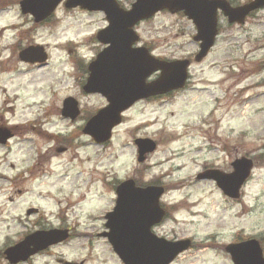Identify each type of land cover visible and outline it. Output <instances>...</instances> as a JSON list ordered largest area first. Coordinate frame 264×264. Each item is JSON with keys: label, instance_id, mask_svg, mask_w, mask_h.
I'll return each mask as SVG.
<instances>
[{"label": "clouds", "instance_id": "9594fccd", "mask_svg": "<svg viewBox=\"0 0 264 264\" xmlns=\"http://www.w3.org/2000/svg\"><path fill=\"white\" fill-rule=\"evenodd\" d=\"M140 2L110 0L121 13H132ZM4 3L23 4L24 8L26 0H0V5ZM57 3L54 0V6L44 15L58 22L56 39L35 42L65 46L70 42L71 50L63 56L66 67L53 68L50 63L49 69L38 72L36 65L24 62L44 60L43 49L38 56L26 54L37 34L32 15L22 14L17 7L11 9L12 15L0 19V135L8 133L0 139V144L7 145L0 160L9 177L0 186V258H7L0 264H7V260L18 264L37 246L38 237L52 233L67 235L70 230L90 239L102 233L112 240L110 216L119 206L122 187L129 183L139 192L157 190L155 207L161 215L148 224L147 231L170 248L177 245L181 234H189L188 243L194 247L189 264H229L222 255L224 250L233 253L231 249L244 245H253L256 264H264V83L258 84L264 82V0H223L230 11L217 5L212 29L214 32L219 24L224 31L216 37L217 47L210 62L194 64L192 69L187 65L197 51L193 47L194 30L182 31L179 18L157 13L163 23L156 26L155 36L146 37V46L135 44L137 19L131 23L129 30L136 37L130 43L133 50L144 49L158 64L184 65V69L179 85L133 96L122 104L103 138L87 130L92 121L74 126L62 123L53 110L58 111L63 98L70 94L64 86L66 81L75 78L89 83L93 63L112 47L113 41L102 40L100 33L111 29L113 21L105 23L97 36L87 28V13L74 9L80 3L69 6V0H65L68 10H57ZM217 8H222L226 16L218 18ZM103 9L109 18L108 10ZM24 13L36 17L32 10ZM229 18L239 23L230 24ZM94 37L107 46L97 50ZM196 39L205 49L212 42L201 28ZM17 49L25 53L23 61ZM258 67V71H251ZM242 68L251 74H242ZM164 76L165 68L156 67L143 82L152 86ZM249 85L246 92L239 91ZM155 93L165 95L154 101L140 100ZM111 106L112 101L96 112L94 119ZM115 124L119 126L113 133ZM40 133L61 135L69 151L53 157L56 145ZM93 138L108 141L102 154L86 149ZM143 142L152 147L142 149ZM137 146L142 165L136 159ZM233 152L247 156L248 172H242L244 160L237 159L232 167L224 166L226 159L224 164L216 163L221 154L226 157ZM9 163L17 166L14 172L7 170ZM197 174L234 178L236 199L225 197L215 185H201ZM165 188L168 194L160 195ZM105 201H115L106 218L98 215L104 212ZM29 209L37 213L34 218L25 215ZM233 213L241 219L235 224L220 223ZM97 220H103V225L98 226ZM18 226L26 231L21 233ZM90 229L97 231L91 233ZM22 245L27 246V254L14 258L12 253ZM44 246L50 264H78L85 253L94 257V264L107 259L98 247L67 251L65 245L52 240ZM233 257L237 264L234 253Z\"/></svg>", "mask_w": 264, "mask_h": 264}, {"label": "water", "instance_id": "95a60500", "mask_svg": "<svg viewBox=\"0 0 264 264\" xmlns=\"http://www.w3.org/2000/svg\"><path fill=\"white\" fill-rule=\"evenodd\" d=\"M61 1L63 0H58L57 6ZM203 2L214 3L215 9V3L218 1ZM76 3H80L82 6L75 5L74 7H80L82 9H87L90 11L103 10L107 15V12L103 9L105 8L109 12V18L107 15L109 24L113 21V27L111 29L105 32L99 31L97 33L98 36L101 32L100 38L102 34L105 35V38L102 40H112V47L106 49L100 55L99 59L95 63H93L92 78L88 84H84L82 86L84 92L99 93L106 98L108 103H111L112 101L111 108L103 111L101 115L95 119V114L88 119V121L92 122L90 123L87 130L93 132L98 138H103L107 134L108 124L116 118V113L119 107L122 104L126 103L133 96L147 94L151 91L162 90L164 88L172 86L173 84H180V78L182 74L181 70L184 69V65H161L153 60L145 50H133L130 47L131 41L136 38L129 30L128 26L131 23H133L136 19L138 21L142 18L153 15L156 9L157 11L161 10L158 8L168 7L162 9H167L171 13L183 10L180 8H184L189 15L185 11L184 13L197 25L198 34L196 37H199L201 28L202 32L205 31L212 40V42L205 49L201 47L202 41L200 39H196L195 37L196 40L201 41L200 51L196 55L195 60L200 61L214 43L216 27L213 32V12L210 18L200 17L197 8V1L191 3V0H141L139 4L134 6V10L132 13L119 12V10L110 3V0H69V6H72ZM52 6H54V0H26L24 8L23 4H20V10L23 14L32 15L34 22H40L47 17L44 15H46V13L50 11ZM64 6L68 8L65 2ZM83 6L88 8H85ZM223 7L226 11H230L228 7ZM24 10H32L36 12V17L34 14L24 13ZM192 16L196 17L197 22L195 19H193ZM230 21L232 20L230 19ZM102 42L106 43L104 41ZM41 49H43L44 54L43 61L40 59H33L24 62L32 64L38 63L39 65L44 64L47 60V53L45 52L43 46L30 45L26 54L33 57L38 56L40 55ZM18 55L23 61L25 53L19 51ZM156 67H164L165 76L156 84L152 86H146L143 82L144 76ZM156 71H160V69H157ZM185 79H187V77H185ZM104 93L109 96L111 101ZM157 94L163 93H155L151 94L150 96ZM143 98L144 97H141L140 99ZM130 106L131 105H129V107ZM102 109L103 108L99 109L98 111ZM61 114L64 117L70 118L71 120L75 119L79 114L77 102L71 97L65 98L62 103ZM117 125L119 124L113 125V128ZM7 134L8 133H4L3 135ZM3 135H0V139H3ZM93 141H95V143L97 144L106 142V140L97 141L95 140V138H93ZM151 147L152 145L147 142L142 143V149H149ZM136 159L139 163L142 162L139 160V146H137ZM237 159L246 161L244 164H242L241 169L242 172H248V158L241 157ZM237 159H235L231 163V166H234ZM251 166L253 167V163L251 164ZM197 175L199 180H214L217 187L225 196L231 199H236L234 195V178L228 176L218 177L215 174H208L203 176H201V174ZM156 192V189H150L147 192H139L132 188L130 183L123 186L121 189L119 206L115 214L110 216L112 240L114 243L112 242L110 237L103 234L102 236L107 239L113 252L117 255V257L123 264H163L165 258H168L167 264H170L180 253L190 247V244L188 243V241H190L189 238L179 239L177 245L173 248H170L168 246L162 245L161 242L156 241L148 233V224L161 215L158 209L155 207ZM163 193L164 190L160 192V195H163ZM66 237L67 235H63L60 233H52L46 236H40L37 238V246H35L33 250L28 252L27 246L22 245L15 249L14 253L18 257H23L28 252V256L31 253L43 249L45 247L44 244L49 240L61 242ZM231 250L237 258V264H241V261H243V264H256L255 257L257 255V250L253 245H244L233 248ZM225 251L229 254L232 263L236 264L233 253L227 250Z\"/></svg>", "mask_w": 264, "mask_h": 264}, {"label": "rangeland", "instance_id": "374dc122", "mask_svg": "<svg viewBox=\"0 0 264 264\" xmlns=\"http://www.w3.org/2000/svg\"><path fill=\"white\" fill-rule=\"evenodd\" d=\"M19 8V4H10V3H4L3 5H0V19H3L6 16L12 15L13 12L11 11V9L13 8ZM60 8H64L66 9L63 4L61 3L56 9L59 10ZM20 9V8H19ZM74 9H78L79 11L83 12V13H87V28L88 29H92L95 31V33L98 31V29L103 25V22L101 20V14L100 13H88L85 12L84 10H81L79 8H74ZM161 17H177L179 18V20L182 22V31L183 30H187V29H192L191 28V24L186 21L184 18H182L181 16H177V15H169V14H165V13H161L159 14ZM250 18V16H249ZM248 18V19H249ZM247 19V20H248ZM246 20V21H247ZM32 24L33 21H31ZM58 22L55 21H51L50 18H48L46 21H44L41 24H34L36 26V30H37V34L34 36L33 41L30 42V44L33 45H40L43 46L45 52L48 55V59L45 62V64L42 65H36V70L38 72H42L45 69H49V64L51 63L53 68H57L60 66H65L64 65V59L63 56L65 54V52H68L71 50V43L69 42L68 46L65 45H60V44H55V43H51V44H45V43H37L35 41L38 40H43L46 38H51L53 40L56 39V24ZM163 20H158L157 19V15L155 17H153L150 21L144 23L141 25V27L139 28L140 31V35L145 38L146 37H152L156 35V26L159 24H162ZM83 31V29H82ZM222 31H224V29H222ZM194 34V32H193ZM3 38V31L0 30V39ZM85 40H87V37H84ZM95 43L97 45V50H99V44L98 41L95 38ZM85 47L87 48L86 44ZM193 47L195 48V45H193ZM217 47V40L215 42V45L213 46V48L210 50V53L201 61H194L192 60L191 65L189 67V69H192V66L195 64L197 66L204 64L206 61H209V58L213 56V49ZM20 50L17 49V55L18 52ZM66 67V66H65ZM229 68L231 69V73H235L236 69L232 66L229 65ZM259 67L256 69H253L251 71H258ZM241 73H245L248 72V74H251V72L249 70L246 69H241L240 70ZM236 82H239V78ZM259 83H264V82H258ZM84 83L79 82L78 80H76L75 78L68 80L65 82V85L67 88L70 89V94L65 96L63 98V100L66 97H71L73 98L76 102H77V106L80 109V113L77 116L76 119H74L73 121H71L69 118L63 117L61 115V108L57 111V110H53V114L57 116V118H59L61 120L62 123H66V124H70V125H77V124H83L85 123L86 119L91 115L94 114L95 111H97L98 109L106 106V101L105 99L97 94H87L85 92H83L82 90V85ZM50 88L52 86V82H49ZM231 87V86H230ZM251 87V85L246 86L244 89H240V92H246L248 90V88ZM259 95V94H257ZM249 100H252V97H248ZM154 101V100H153ZM140 102V101H139ZM137 102V103H139ZM133 107V106H132ZM131 108V107H130ZM128 110V109H127ZM126 110V111H127ZM10 111H14V110H10ZM209 115H212V113H210ZM123 122V119H122ZM121 122V123H122ZM214 123H216L214 121ZM119 126V125H118ZM116 126L113 129V133H115V129L118 127ZM36 131H39L38 129ZM42 136H45V138L47 140H49L51 143L56 145V148L54 149L52 155L53 157L55 156H61L63 155L65 152L69 151V147L65 144V142L62 139L61 135H56V134H46V133H40ZM108 142H106L104 145L103 144H95L94 142L89 143L86 145V149L87 150H91L95 153L98 154H102L103 153V149L105 147V145ZM103 145V146H102ZM7 145L6 144H0V157H2L4 155V151L6 149ZM136 154V153H135ZM137 155V154H136ZM222 158L218 159L216 161V163L219 164H224L225 159L227 160V164H225V167H231L230 163L237 159V158H241V157H247L245 155H238L237 153L233 152L230 155L224 157L223 154H221ZM43 159V157H42ZM89 159H91V157H89ZM143 164V162L141 163V165ZM255 163L253 165V167H255ZM16 165L14 163H9L7 164V170L10 171H15L16 170ZM9 179L8 175H7V171L5 170V164L4 161L0 160V186L3 185V183L7 182ZM200 184L208 187V186H212L215 185V182L213 180H199ZM216 188L222 193V191L216 186ZM114 190V189H113ZM18 195H23L22 192H18ZM168 194V190L165 188V192L163 195ZM224 195V194H223ZM225 196V195H224ZM226 197V196H225ZM11 199V198H10ZM230 199V198H229ZM114 206V201H105V209L103 213H99L98 215H104L106 212L110 211L112 209V207ZM3 208H2V204H0V213H2ZM231 211V210H230ZM37 215V213H33L30 214L28 217L30 218H34ZM241 219L240 215L238 213H233V215L230 217L229 220L225 221V220H221L220 223L222 225L224 224H228V223H232L235 224L237 221H239ZM104 221L103 220H97L96 224L98 226L103 225ZM19 230L22 232L23 230H26L25 228H23L22 226H18ZM91 233H94L97 231V229H90L89 230ZM73 236L68 240L63 242L62 244L65 245L66 250L67 251H74V252H81L84 251L86 248L87 249H94V247H98L101 250V253L104 254L107 259L105 261H101L100 264H123L119 258L117 257V255L113 252L109 242L107 241V239L105 237H102L101 234L96 235L94 237H92L91 239L89 238V236L87 235H75L72 234ZM182 238H190V235L187 233H183L181 234L178 239H182ZM95 242V243H94ZM194 251V247L191 245L187 250H185L183 253H181L171 264H189V261L192 258V254ZM46 256H43L39 259H37L38 264H44L46 262H50V257L48 254H45ZM223 257H225L229 264H232L230 256L225 252L222 253ZM83 264H94V257L91 256L88 253H85V257L83 259Z\"/></svg>", "mask_w": 264, "mask_h": 264}, {"label": "flooded vegetation", "instance_id": "af4514ba", "mask_svg": "<svg viewBox=\"0 0 264 264\" xmlns=\"http://www.w3.org/2000/svg\"><path fill=\"white\" fill-rule=\"evenodd\" d=\"M197 1V8H198V11H199V15L200 17L202 18H210L211 15H212V12H213V15H214V12H215V9H214V3H205L203 1H218L215 3V6L217 5H222V6H226L227 8V5L226 4H223V0H191V3L192 2H195ZM85 12H90L88 10H84ZM217 16L218 18L221 17V16H226L225 13H224V10L222 8H217ZM90 13H95V12H90ZM97 13V12H96ZM98 13L101 14V20L103 22V25L98 29L100 31L103 30V27H104V24L105 23H109L108 19H107V15L106 13L101 10V11H98ZM157 13L161 14V13H165V14H169V15H177V16H181L182 18H184L186 21H188L190 24H191V28L194 30V34H193V39H194V45H195V48L197 49V51L191 56V58L189 59V62L191 63L192 60H195V57L196 55L199 53L200 51V44H201V41L200 40H196L195 37L197 36L198 34V28H197V25L194 23V21L190 18H188V16L184 13V10H180V11H177L175 13H171L169 12L168 10L166 9H162V10H159L157 11L156 13H154L153 15L149 16V17H146V18H142L138 21L135 22V31H136V34H137V39L135 41V44L138 45V46H146V43H145V38H143L141 35H140V31H139V28L141 27L142 24L150 21L153 17H155L157 15ZM251 15V13L247 14L245 17H244V20L246 22V20L249 18V16ZM229 23L230 24H235V23H239L238 21H230L229 19ZM222 32V28L220 27L219 24L216 25V35H215V38H214V45H215V42H216V37H219L220 34ZM134 35V34H133ZM105 38V35L102 34L101 36V39H104ZM95 39V37H94ZM98 44H99V48H103L105 46H107L106 43H103L102 41H98ZM213 45V46H214ZM213 47L209 48V50L207 51L206 55L204 57H202V59H204L209 53H210V50L212 49ZM144 50V49H143ZM201 59V60H202ZM153 75H155V73H153ZM186 86V85H185ZM165 94H159V95H154V96H150V97H147L145 99H147L148 101H153V100H157L158 98L164 96ZM104 98V97H103ZM105 99V98H104ZM140 100H144V99H140ZM139 102V100L137 101ZM133 106V105H132ZM104 145V144H103ZM102 145V146H103ZM231 165V163H230ZM31 210V209H29ZM29 210L25 213L26 216H29L30 214H33L36 212H29ZM26 230H23L21 233L25 232ZM72 233L71 231L69 230V234L67 235V237L61 241V242H58L60 244H62L63 242L65 241H68L71 237H72ZM21 238H23V236H21ZM14 258L15 257H18L14 252L12 253ZM45 254H48L47 253V248L44 247L43 249H40L34 253H31L29 254L28 256H26L24 259H21L18 261V264H38V261L37 259L43 257V256H46ZM7 258L6 257H3V258H0V262H2L3 260H6ZM7 264H12V262L10 260H7ZM44 264H50V262H46ZM78 264H83V260L82 261H79Z\"/></svg>", "mask_w": 264, "mask_h": 264}]
</instances>
